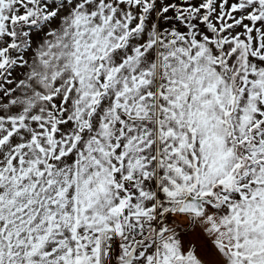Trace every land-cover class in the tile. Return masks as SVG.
I'll return each mask as SVG.
<instances>
[{"label": "snow or ice", "instance_id": "6c2138e0", "mask_svg": "<svg viewBox=\"0 0 264 264\" xmlns=\"http://www.w3.org/2000/svg\"><path fill=\"white\" fill-rule=\"evenodd\" d=\"M0 264H264V0H0Z\"/></svg>", "mask_w": 264, "mask_h": 264}]
</instances>
